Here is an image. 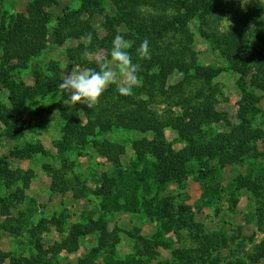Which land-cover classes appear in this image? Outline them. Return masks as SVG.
I'll return each instance as SVG.
<instances>
[{"label": "trees", "instance_id": "trees-1", "mask_svg": "<svg viewBox=\"0 0 264 264\" xmlns=\"http://www.w3.org/2000/svg\"><path fill=\"white\" fill-rule=\"evenodd\" d=\"M60 1L30 0L25 8L26 15L16 13L5 16L0 11V87L8 90V99L12 105L10 108L0 102L3 135L10 140L21 137L31 124V121L23 118L25 103L49 93L58 94L57 101L49 106L36 108L34 113L41 116L43 112L59 110L65 122L62 137L56 143L61 150L83 148L89 143L91 136L111 128L124 127L141 133L150 132L153 134L152 139L143 137L132 143L134 158L129 181L125 180L126 175L122 178L123 182L119 177L114 180L105 177L94 194L111 198L107 205L102 204L103 211L146 214L163 220V224L157 226L152 240L139 238L143 244V248L138 251L143 256L142 259L136 255L127 259L114 257L119 231L114 229L108 232L105 212L96 220L89 219V222L74 224L60 243L51 248L44 247L41 242L42 232L49 225L63 231V219L52 216L41 219L37 225L29 226L23 216L12 215L14 205L22 198V188L17 186L13 189V186L19 179L28 182L30 178L28 173L22 176L18 170L10 168L8 156L18 157L28 153L31 145L24 148L15 146L9 151V155L0 157V233L19 236L26 230L32 239L34 253L29 257L13 256L9 258V264H52L54 252L74 251L78 248L81 237L96 231H101L98 245L82 260L83 264H96L93 258L102 250L108 254V264H147L157 254L154 247L162 244L166 248L170 245L160 242L159 238L169 232L175 235L174 227L179 221L184 227L191 226L201 233L193 236L199 245L194 254L183 249L172 251V260L164 264H189L197 259L209 264L217 263L224 249L230 248L222 234H218L217 238L202 234L200 225L187 214V208L183 205L179 208L180 219L177 222L172 219L173 225H166L164 216L168 215V203L158 202L153 206L152 200L139 197V189L141 184L146 186L149 175L159 185H163L171 180L180 181L193 172L192 167L197 166L196 178L205 187L204 190L215 192L216 189L207 187L209 183L219 185L217 170L210 164L211 160L218 157L222 166L239 162L251 150L256 149V143L264 142V129L253 127L254 118L261 112L258 104L262 97L258 93L264 92V3H247L242 6L235 0H108L113 6V13L103 15L102 25L106 34L99 37L92 20L95 15H102L106 11L104 0H81L77 9L65 6L61 8L52 27L48 28L53 17L50 9L55 5L59 6ZM224 21L227 22V28L221 29ZM89 32L93 34L91 44L84 38ZM117 34L133 41V46L128 51L133 62L141 66L139 77L142 85L135 88L131 96H120L117 88L110 85L92 109H88L86 105L68 104L66 101L69 94L59 88L62 78L57 62L50 63L49 75L36 73L32 86L22 81L16 82L12 78L14 69L26 68L30 60L46 48L49 37L58 44L67 39L81 40L77 46L68 48V58L73 60L76 54H73L74 50L103 48L110 51L112 40ZM196 34L210 46L215 56L224 63V67L198 61ZM145 39L150 42L151 58L148 60L138 58L136 53ZM81 63L82 61L77 62ZM83 65L87 68L97 67L93 61H85ZM222 71L237 75L238 122L233 124L225 112L214 107L218 87L212 80ZM170 78H176L177 81L167 84ZM193 84H197V89L191 93L190 87ZM157 95L165 96L169 106H179L181 113L176 115L172 109H167L162 116L157 115L149 108ZM77 106L83 109L84 121L78 116ZM220 123L229 126V131L218 129L205 140L203 127ZM167 127L176 131L183 140L182 149L175 150L165 140L164 129ZM93 145L114 166L113 171L122 176L119 161L124 147L110 141L95 142ZM32 149L39 147L32 146ZM150 154L154 158L152 161L148 159ZM59 179L62 180V177ZM119 184L127 186L122 190L125 198L122 205L117 201L118 195L122 193L114 195L112 190ZM234 185L237 190L246 187L258 198L259 217L264 220V172L260 178L241 175L236 178ZM65 187L61 181H52V189L56 191H62ZM6 192L9 193L6 195ZM81 192L78 191L76 196L80 197ZM227 199L229 206L235 208L232 193ZM6 257L8 253L0 249V264ZM251 257L253 262L264 258V239L256 246L254 256ZM233 260L232 264H245L239 258Z\"/></svg>", "mask_w": 264, "mask_h": 264}, {"label": "rangeland", "instance_id": "rangeland-1", "mask_svg": "<svg viewBox=\"0 0 264 264\" xmlns=\"http://www.w3.org/2000/svg\"><path fill=\"white\" fill-rule=\"evenodd\" d=\"M81 0H61L59 6H53L52 21L48 24L51 28L61 8L68 6L69 9H77ZM245 6L247 3H264V0H235ZM30 0H0L1 14L22 13L26 15L25 8ZM106 11L102 15H95L92 20L93 27L97 30L99 37L106 34L102 23L104 14H112L113 6L110 1L103 2ZM2 15V16H3ZM227 21V20H226ZM224 21L221 29L227 28V22ZM81 40L67 39L64 43L58 44L48 39L46 48L42 50L35 58H32L28 66L24 69H14L12 78L14 81H22L26 85L32 86L35 83L36 73L49 75L48 71L51 62H57L60 68V77L63 79L66 69L79 70L87 68L83 65L85 61H93L92 57L86 56L85 52L105 51L103 48L98 50L79 49L74 50V59L68 58V48L77 46ZM195 49L197 50L198 61L206 65L224 67V63L217 58L210 46L199 37L195 36ZM0 46V55H1ZM82 61L81 64H77ZM1 62V59H0ZM1 68V66H0ZM237 75L230 71H222L214 80L213 84L217 85L218 94L216 95L214 107L226 113L228 120L233 123L238 122L237 118V101L239 92L236 88ZM177 81L176 78H170L167 84ZM116 88L117 86L114 85ZM191 93L197 89V84L191 87ZM9 92L7 89L0 87V102L7 107H12L8 99ZM261 100L258 104L261 112L254 118V126L264 129V92L258 93ZM58 94L49 93L45 97H35L28 100L23 109V118L31 121L28 128L24 130L21 137L10 140L4 137V125L0 121V157L9 155V151L15 146L19 148L29 147V152L21 154L18 157H9L10 168L18 170L22 176L27 173L30 178L19 179L13 186L22 188V198L14 205L12 210L14 217L23 216L29 226L37 225L41 219H48L52 216L62 217L63 231L57 230L54 226L49 225L46 231L41 234V242L46 248H51L56 243H60L67 236L71 226L76 223H86L89 219H98L102 212H105L108 232L118 229L119 241L114 246V257L116 259H127L133 255L142 257L138 251L143 248L140 237L153 239L158 227L163 224V220L151 218V216L140 213L130 212L122 213L121 211L107 212L103 211L102 204L109 203L110 197L94 194L102 183L104 178L111 180L120 179L123 182V176L126 175V181H129L130 171L133 167L134 154L131 149L132 143L140 138L152 139L153 134L150 132L141 133L136 129H127L124 127L111 128L105 132H98L91 136L89 143L83 148L76 150H61L56 146L58 140L62 137V128L65 124L59 110L43 112L41 116L34 113L36 108L46 107L56 102ZM143 97V95H142ZM70 99L69 95L67 101ZM166 97L157 95L156 100L149 106L157 115L162 116L167 109H172L176 115L181 113L179 106H169ZM70 104V103H68ZM78 116L84 121L83 109L77 106ZM225 123L218 125L210 124L204 126L205 140L213 135L218 129L229 131V126ZM164 136L167 142H170L175 150H180L184 146L183 140L177 132L170 127L164 129ZM262 140V139H261ZM110 141L118 143L124 147V152L120 155V176L113 170L114 166L103 157L97 148L93 145L95 142L101 143ZM259 141V140H258ZM39 147V149H32ZM256 149L251 150L239 162L226 164L222 163L215 157L211 160L217 170L219 185L209 183L208 189L214 188L215 192L205 191V187L196 178L197 166L192 167L193 172L187 174L180 181L171 180L163 185H159L154 178L149 175L146 180V186L142 185L139 189V197L143 196L152 200L153 206L158 202H167L169 207L166 208L168 213L165 217L166 225H173L180 219V205L187 208V214L191 215L194 222L200 225L203 230L202 234L210 238H217L222 234L230 248L224 249L221 258L214 264H232L234 258H239L245 264H264V258H259L256 262L252 261L256 246L264 239V220L260 219L258 209L260 202L246 187L235 189L236 178L243 175H249L254 178H260L264 172V142L255 144ZM149 161L154 159L150 154ZM258 176V177H257ZM62 177V180L59 179ZM61 181L66 187L62 191L52 189V181ZM125 184V183H124ZM130 185V184H129ZM148 185V186H147ZM229 185H231L229 187ZM126 185H117L113 187V194L122 193ZM127 187V186H126ZM129 188V186H128ZM127 188L128 192L129 189ZM78 191L81 196L77 197ZM125 191V190H124ZM225 191V192H223ZM9 192H6V195ZM233 194L236 203L235 208H231L227 197ZM128 197V195H127ZM117 201L120 205L125 201L124 193L118 195ZM28 226V228H30ZM174 227V226H173ZM176 233H166L159 238L160 242L170 243L164 248L162 244L156 248L157 254L153 259L147 261V264H164L171 261L172 251L185 250L189 254H194L199 242L194 239L195 228L185 226L181 221L174 227ZM27 229V228H26ZM101 232V231H100ZM100 232L96 231L80 238L79 246L74 251L62 250L54 252L52 264H83V259L89 255V252L98 245ZM194 236V237H193ZM30 234L25 230L19 236L0 233V249L8 253L2 264H9V258L13 256L33 255L34 249L31 244ZM108 254L102 250L93 261L96 264H108L106 258ZM194 259V258H193ZM140 264H144L143 262ZM189 264H209L203 260H192Z\"/></svg>", "mask_w": 264, "mask_h": 264}, {"label": "clouds", "instance_id": "clouds-1", "mask_svg": "<svg viewBox=\"0 0 264 264\" xmlns=\"http://www.w3.org/2000/svg\"><path fill=\"white\" fill-rule=\"evenodd\" d=\"M84 38L91 44L93 34L89 32ZM132 46L133 41L117 34L112 40L110 51L99 50L94 53L86 51L85 55L92 57L97 67L66 69L59 84V88L69 94L70 99L66 103L73 106L86 105L88 109H92L99 103L101 95L110 85L117 86L116 90L120 96H131L133 90L142 85L139 77L141 66L133 62L128 51ZM136 53L140 59H150L149 40H143Z\"/></svg>", "mask_w": 264, "mask_h": 264}]
</instances>
